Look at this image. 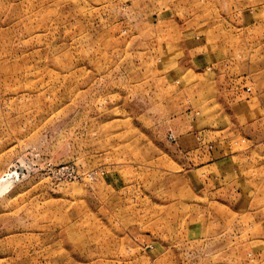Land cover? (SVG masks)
<instances>
[{
    "label": "rangeland",
    "instance_id": "1",
    "mask_svg": "<svg viewBox=\"0 0 264 264\" xmlns=\"http://www.w3.org/2000/svg\"><path fill=\"white\" fill-rule=\"evenodd\" d=\"M7 177L0 264H264V0H0Z\"/></svg>",
    "mask_w": 264,
    "mask_h": 264
},
{
    "label": "crops",
    "instance_id": "2",
    "mask_svg": "<svg viewBox=\"0 0 264 264\" xmlns=\"http://www.w3.org/2000/svg\"><path fill=\"white\" fill-rule=\"evenodd\" d=\"M195 40L194 41H184L183 44H181V48L180 49H183V55L185 53V60L182 62L184 63V67L186 65V62L187 61H190L192 62L193 61V58H195L194 56L195 55H189L188 54V48H192L191 46H194L195 44ZM170 59V58H169ZM195 61L194 62H197L198 64V59H194ZM175 62H178L180 61V58L178 59H175L174 60ZM185 69H188L185 67ZM207 131H204V129H201L197 132V134H195V138H194V154L195 156H197V158H204V159H209L212 164H209V166H213V165H219L221 163H225L227 161V159H230V158H227L224 156V153L221 151V148L224 149V146H223V141L215 138V143L211 146L207 145L206 144V138H207ZM209 139H208V143H209ZM220 144V146H219ZM207 148V149H206ZM206 149V150H205ZM212 149V151L210 152L209 151V154H204V151H208ZM264 263V261L262 262Z\"/></svg>",
    "mask_w": 264,
    "mask_h": 264
},
{
    "label": "bare ground",
    "instance_id": "3",
    "mask_svg": "<svg viewBox=\"0 0 264 264\" xmlns=\"http://www.w3.org/2000/svg\"><path fill=\"white\" fill-rule=\"evenodd\" d=\"M12 175H14L13 173H11ZM19 174V173H18ZM9 176V175H8ZM16 176V175H15ZM11 178V177H10ZM5 179H1L0 180V196H3L7 193H9L12 190L13 187V180L8 179V177Z\"/></svg>",
    "mask_w": 264,
    "mask_h": 264
}]
</instances>
